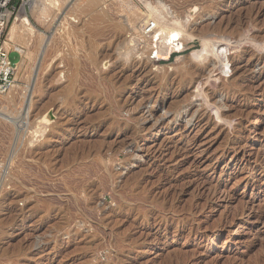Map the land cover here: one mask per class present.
Instances as JSON below:
<instances>
[{
	"label": "rangeland",
	"instance_id": "374dc122",
	"mask_svg": "<svg viewBox=\"0 0 264 264\" xmlns=\"http://www.w3.org/2000/svg\"><path fill=\"white\" fill-rule=\"evenodd\" d=\"M17 4L2 40L25 13L37 60L23 104L0 92V264H264V0ZM152 10L196 34L169 60L131 43Z\"/></svg>",
	"mask_w": 264,
	"mask_h": 264
},
{
	"label": "bare ground",
	"instance_id": "6f19581e",
	"mask_svg": "<svg viewBox=\"0 0 264 264\" xmlns=\"http://www.w3.org/2000/svg\"><path fill=\"white\" fill-rule=\"evenodd\" d=\"M99 0H88V7H94L97 3H98ZM86 5V4H85ZM150 3H149V8H150ZM130 6V5H129ZM41 7V6H40ZM45 7V6H44ZM85 7V6H84ZM152 7V6H151ZM50 8V7H49ZM87 8V6H86ZM96 8V7H95ZM156 8V7H155ZM162 8V7H161ZM36 9V8H34ZM44 9V8H43ZM46 9V8H45ZM83 10V6L81 8ZM85 9V8H84ZM89 9V8H87ZM124 9V8H123ZM126 9V8H125ZM163 9V8H162ZM51 10V9H49ZM91 10V9H90ZM94 10V9H93ZM104 10V9H103ZM48 11V10H47ZM86 11V10H85ZM88 11V10H87ZM36 12V11H35ZM52 12V11H51ZM90 12V11H89ZM100 13V11H98ZM118 12V11H117ZM121 12V11H120ZM157 10H152L150 14L148 15H145V16H140V15H133L131 14L132 16H130V21H133L135 19V17H138V19H140L141 21H144V22H147L151 19V21H153V25H152V28H150V30L144 34H141L139 33V36H137V38H133L132 39V42L135 41L134 43H137V46L136 48H138V44L140 42H144L145 43V50L143 52L148 56H151V54H153L154 52L156 53L155 57L158 58V59H162V60H168L171 56V53L173 51H178V52H181L183 50H186L187 49V44H188V41H193L195 38H196V34L194 32H190L188 31V28L180 25L179 23H170L169 25L168 24H164V21H161V19L159 17H157ZM79 13H80V10H79ZM84 13V12H83ZM87 13V12H85ZM106 13V12H105ZM82 14V13H81ZM97 14V13H95ZM130 14V13H129ZM129 14L127 15L129 17ZM45 15V13H44ZM47 15V14H46ZM94 16V14H91ZM98 15V14H97ZM95 15V16H97ZM101 15V14H99ZM98 17H103L102 16H99ZM107 15V14H106ZM114 15V14H113ZM81 16V15H79ZM117 16V15H116ZM115 16V17H116ZM118 17V16H117ZM125 17V16H124ZM161 17H164V16H161ZM91 18V17H90ZM93 18V17H92ZM91 18V19H92ZM126 18V17H125ZM95 18H93L94 20ZM100 20V18H98ZM126 20V19H125ZM138 20V21H140ZM107 21V20H106ZM137 21V19H136ZM74 22V21H73ZM93 22V21H92ZM105 22V21H104ZM129 22V21H128ZM183 22V21H182ZM78 23V22H77ZM91 23V21H90ZM97 23V22H96ZM95 23V24H96ZM101 23V22H99ZM87 24V23H86ZM92 24V23H91ZM94 24V23H93ZM92 24V25H93ZM94 24V25H95ZM109 24V23H108ZM78 25V24H77ZM89 25V24H88ZM87 25V26H88ZM92 25H89L91 26L92 28ZM111 25V23H110ZM120 25L119 23L116 25H113L117 28V26ZM123 25V23H122ZM98 26V25H97ZM96 26V27H97ZM107 26V24L105 25V27ZM109 26V25H108ZM151 26V24L149 25ZM75 28H79L80 26L76 27V25L74 26ZM101 27V30H105V27ZM113 27V28H115ZM121 27V25H120ZM88 28V27H87ZM90 28V27H89ZM90 28V29H91ZM103 28V29H102ZM126 28V27H125ZM81 29V28H80ZM93 29V28H92ZM91 29V30H92ZM118 29V28H117ZM69 30H71L69 28ZM86 30V29H85ZM98 30V29H97ZM95 29V31H97ZM99 30V31H101ZM113 30V29H112ZM125 30V29H124ZM97 31V33L99 32ZM122 31V30H121ZM71 32V31H70ZM75 32V31H74ZM89 32V31H88ZM108 32V31H107ZM79 33V32H78ZM77 33V34H78ZM81 33V32H80ZM134 33V32H133ZM142 33V32H141ZM83 34V32H82ZM82 34H79L80 37L83 36ZM85 34V33H84ZM95 36L96 33L94 32ZM101 34V32H100ZM104 34V33H102ZM32 35H33V32H32V27H31V23L28 19V17L26 16L25 13L21 14L19 16V18H17L15 20V22L13 23L12 27H11V31H10V34H9V37H8V42H6L5 47L7 49V51H17L20 53L21 55V60L17 63V69H19V72L22 70L23 66L26 64L27 60L30 61V66H35V63H36V60L37 58L35 59L34 57H31L29 54L26 53V50H25V46H28L31 42V39L32 38ZM75 35V34H74ZM78 35V36H79ZM94 36V35H93ZM94 36V37H95ZM103 36V35H101ZM110 36V35H109ZM136 36V35H135ZM65 38H67V36L64 35ZM77 37V36H76ZM79 37V38H80ZM99 37V36H98ZM68 39V38H67ZM77 39V38H75ZM82 40V39H81ZM74 41V40H73ZM79 42V39L77 40ZM96 41V40H94ZM105 41V40H104ZM226 41V40H225ZM43 42V41H42ZM68 42V41H67ZM218 42V41H217ZM215 41H213V39H209V38H204L202 39V47L199 48V49H196L194 50L192 53L194 56L196 57H202L204 59H208V62H209V65H212L214 67H224L225 65L228 64V61H229V52L226 48L222 47L224 45H221L219 43H217ZM66 43V42H65ZM85 43V42H84ZM82 42V44H84ZM75 44V43H74ZM40 45V43H39ZM61 45V43H60ZM81 45V44H80ZM83 45H81V48H82ZM130 46H132V44H130ZM43 47V46H42ZM76 47V46H75ZM93 47V46H92ZM37 48V47H36ZM84 48V47H83ZM88 48V47H87ZM133 48V47H132ZM141 48V47H140ZM139 48V49H140ZM89 49V48H88ZM92 48H90L91 50ZM97 49V48H96ZM135 49V48H134ZM83 50V49H82ZM39 51V50H38ZM69 52H71L70 50H68ZM95 51V50H94ZM130 51H133L132 49L129 50ZM85 52V51H84ZM72 53V52H71ZM85 53H89L90 55V52H85ZM136 53V52H135ZM39 54V53H38ZM69 57V56H68ZM71 58V57H70ZM75 58V57H74ZM96 59V57H94ZM71 60V59H70ZM74 60V59H73ZM87 61V60H86ZM78 64L79 62L77 61V58H76V61ZM89 62V61H88ZM70 63V62H68ZM73 63V61H72ZM70 65V64H69ZM73 65V64H72ZM70 65V66H72ZM85 65V64H84ZM83 65V66H84ZM91 65V64H90ZM69 66V67H70ZM78 66V65H77ZM74 70V69H73ZM71 71V70H70ZM76 71V69H75ZM74 71V72H75ZM78 72V71H77ZM31 74V75H30ZM74 74V73H72ZM71 74V75H72ZM30 76V78H29ZM75 76V75H73ZM73 76H71L73 78ZM29 78V80L31 81V77H32V73L30 72L27 76ZM84 77V76H83ZM82 78V77H81ZM70 81V79H69ZM86 82V81H85ZM98 85V84H97ZM93 87V86H92ZM69 88V87H68ZM67 88V89H68ZM70 90V89H69ZM8 91V90H7ZM1 92L2 94L6 95L7 96V101L8 103H10L11 105L14 104H18L19 101L22 102V104L24 103L25 101V98L27 97V94H28V88H23L22 90H17L16 87L13 85L10 90L7 92ZM71 92V91H70ZM69 92V93H70ZM72 93V92H71ZM71 100V99H70ZM7 103V102H6ZM70 104V103H69ZM50 105V104H49ZM71 105H72V102H71ZM73 106V105H72ZM51 113V112H50ZM255 120V119H254ZM21 122V121H20ZM24 124L22 125V127H25V121L23 122ZM15 124V123H14ZM16 125V124H15ZM27 125V124H26ZM9 126V125H8ZM29 127V126H28ZM241 131V130H240ZM147 132V131H146ZM149 135V134H148ZM21 146V145H20ZM24 146V145H23ZM26 146V145H25ZM3 150V149H2ZM25 150V149H24ZM23 150V151H24ZM22 155V154H21ZM25 155V154H24ZM31 155V154H30ZM23 157V155H22ZM21 157V158H22ZM98 159V158H97ZM95 159V160H97ZM23 160V158L21 159V161ZM20 161V160H19ZM25 161V160H24ZM22 163V162H21ZM19 162V165L21 164ZM24 164V163H23ZM94 164V163H93ZM41 165V164H40ZM46 166V165H45ZM95 166H97V163L95 164ZM100 166V164H99ZM97 166V167H99ZM20 167V166H19ZM24 166H22L23 168ZM43 167V166H42ZM101 167V166H100ZM30 168V167H29ZM34 168V167H33ZM38 168V167H37ZM47 168V167H46ZM81 168V167H80ZM39 169V168H38ZM101 169V168H100ZM37 170V169H36ZM96 170V169H95ZM21 171V170H19ZM24 171V170H23ZM49 171V170H48ZM48 171H45L44 172L47 174ZM102 171V170H101ZM86 172V171H85ZM100 172V170H99ZM98 172V173H99ZM104 172V171H103ZM19 173V172H18ZM17 173V175H18ZM40 173V172H39ZM92 173V172H91ZM97 173V172H96ZM106 173V172H105ZM104 173V174H105ZM43 174V173H42ZM101 174V173H99ZM107 175V174H106ZM111 175V174H110ZM14 176V175H13ZM16 176V175H15ZM14 176V178H15ZM20 176V175H18ZM44 176V175H43ZM76 176V175H75ZM103 176V175H102ZM112 176V175H111ZM41 177V176H40ZM65 177V176H64ZM78 177V176H77ZM85 177V176H84ZM88 177V176H87ZM13 178V177H11ZM18 178V177H17ZM21 178V176H20ZM107 178V177H105ZM110 178V177H108ZM78 179V178H76ZM103 179V177H102ZM107 180V179H106ZM18 181V180H17ZM79 181V180H78ZM83 181V180H82ZM111 181V179H110ZM109 181V182H110ZM14 182V181H13ZM74 182V181H73ZM14 184V183H13ZM16 185V184H14ZM12 185V186H14ZM77 192V191H76ZM76 204H77V201H76ZM75 204V205H76ZM79 206V205H78ZM80 207V206H79ZM77 208V207H75ZM49 209V208H48ZM149 212V211H147Z\"/></svg>",
	"mask_w": 264,
	"mask_h": 264
},
{
	"label": "built area",
	"instance_id": "2783aa9c",
	"mask_svg": "<svg viewBox=\"0 0 264 264\" xmlns=\"http://www.w3.org/2000/svg\"><path fill=\"white\" fill-rule=\"evenodd\" d=\"M17 1L18 0H0V92H5L14 85L17 72V62L12 61L10 58L12 52L7 51L4 45L5 41L2 40L11 19L21 11V5H18ZM16 53L20 55L19 52L16 51ZM175 54H179V52L173 51L169 59ZM155 55L156 53L154 52L151 55V59L162 61V59L156 58Z\"/></svg>",
	"mask_w": 264,
	"mask_h": 264
}]
</instances>
